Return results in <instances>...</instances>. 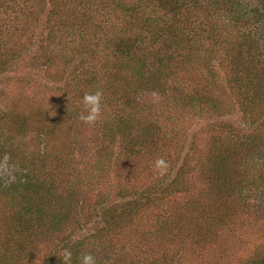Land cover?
<instances>
[{
    "label": "rangeland",
    "instance_id": "obj_1",
    "mask_svg": "<svg viewBox=\"0 0 264 264\" xmlns=\"http://www.w3.org/2000/svg\"><path fill=\"white\" fill-rule=\"evenodd\" d=\"M138 2L45 0L39 10L24 0L6 1L4 10L8 14L0 13V50L2 44L10 46L17 58L13 65L7 55L0 72V140L21 137V156L17 157L21 158L20 162L24 154L30 158H37L39 153L46 156L43 160L28 159L31 175H38L31 180L30 200L7 198L5 221L12 227L8 234V244L12 247H2L0 252L3 257L13 254L4 259L5 264H62L64 250L71 251V264H81L80 257L88 253L95 257V264H252L259 254L264 256L263 191L260 195L250 190L238 191L244 184L253 187L256 171L241 166L235 157L231 158L233 169L209 160L214 135L217 140L229 139L228 124L236 126L250 121L242 119L238 104L242 96L250 97L253 89L262 87L244 83L239 87L235 83L225 85L228 74L234 78L231 58L236 55L232 49L236 48L239 36L234 35L238 39L235 37L234 43L224 46L215 37L202 33L198 41L212 48L215 58L189 56L179 70L169 65L160 72H151L153 75H143L147 88L142 90L137 72L127 67L135 62L109 52L103 54L105 48H101L106 33L108 38L122 34L132 39L141 37L140 15L133 10ZM182 2L188 8L190 0ZM51 12H54L53 21ZM187 12L190 17L182 15L177 19L179 23L170 19L162 26L166 31H174L176 27L200 29L203 16L193 8L186 9ZM23 13L37 19L30 21L34 25L25 28L32 38L21 37L20 22L26 23ZM58 21L64 23L55 25ZM233 29L232 32L238 33L236 27ZM68 33L73 40L69 47L73 53L56 42L57 37L63 38ZM176 44V37L166 42L172 49ZM25 45L30 48L25 50L22 48ZM144 45L145 53L154 55L160 51V44L152 47L155 44L149 39ZM62 56L66 59L62 60ZM93 74L100 77L88 88L87 79ZM175 87L180 91H175ZM113 88L129 97L131 103H139L145 111L146 119L139 126L145 129L143 139L151 138L150 120L161 118L167 124L165 136L159 128L156 139L146 143L137 158L128 157L124 150L119 153L120 139L114 148L103 140L108 131L104 125L111 127L116 119L108 113L109 106L103 110L105 114L88 124L80 119L83 104L72 97L99 90L104 103ZM216 97L235 107L234 114L218 117L207 113L209 100ZM257 106L258 126L252 131L264 136V94ZM74 107L78 111L71 113ZM199 110L203 111L199 113ZM46 117L51 123L46 127L47 136L38 144L37 131L45 124ZM14 142L17 146L18 141ZM152 143L159 146L157 151L149 150ZM158 159L166 162V169L156 168ZM97 160L100 162L95 166ZM11 165L9 158L4 159L0 163V176L11 178L12 169L16 168L14 163ZM219 166L229 171L231 177L241 175L239 180H244L230 194H225L221 178L206 183L209 168L220 169ZM77 171L79 174H73ZM174 180L189 190L180 194L179 199L188 202L198 199L200 208L211 212L209 218L231 219L232 227L226 224L218 230L214 244L208 239L202 241L193 226L182 230L162 225L174 213L182 212L175 207L174 199L158 201L150 211H146L144 203L140 206L152 188L156 189V195H162ZM129 202L139 204V209L133 207L136 213L131 212ZM190 211V216L184 213L181 219L197 216L196 208ZM23 221L25 230H17L14 226ZM34 223L39 224V229H26ZM184 225L188 224L184 222ZM85 239L89 240L86 247L68 248L70 244H82Z\"/></svg>",
    "mask_w": 264,
    "mask_h": 264
},
{
    "label": "trees",
    "instance_id": "obj_2",
    "mask_svg": "<svg viewBox=\"0 0 264 264\" xmlns=\"http://www.w3.org/2000/svg\"><path fill=\"white\" fill-rule=\"evenodd\" d=\"M6 1L12 2V0H4L3 2H0V10L2 9V11H0L1 14H8V12H5L4 10V8H6ZM24 1H26V3L30 6H37L40 10V7L43 5L45 0ZM75 1L77 2V0ZM86 2L90 3L89 1ZM172 3H175L177 6L174 7ZM254 3L256 4L254 5ZM8 6H10V4ZM189 8L196 9V11H199L200 15L203 16L200 29L198 28L195 31L192 28L176 27L174 31H166V28L162 26V23L167 22L170 19L179 23L177 19H181L180 17H182V15L186 18L190 17L188 12L185 13L186 9L189 10ZM186 9L182 0H139L138 5H136L133 10L137 13L136 15H140L142 24L141 37L132 39L126 37L125 34H122L117 37L114 36V38H108L106 33V37L101 44V48H105V50H103L104 53H102L108 55L109 52L111 55L113 54L114 57H126V59L130 58L131 61L135 62L134 66L127 65V67L132 68V72H137L135 74H138L143 87L142 90H144L147 87L145 86L146 83L143 75H153L151 72H160L161 70L168 68L169 65L175 66V68L179 70L182 67L181 65L185 64V62L189 60V56H196V59H199L212 55V57L215 58L212 48L209 49L205 46V43L198 41V37L202 33L215 37V39L221 41L224 46H230V44L235 42V37L239 36L236 48L232 49L236 55L231 58L234 67V78H229L228 74L225 85L231 86L235 83L239 87L241 83H244L246 86L261 84L262 87L257 88L256 90L253 89V91L250 92V97L248 95L242 96V99H240V102L238 103L239 109L242 113V119L248 118L250 121L247 122V124L242 125V123H240L236 126L228 124L229 129L227 131L229 133V139L217 140L218 137L216 138L214 135L213 144L210 141L212 147L210 149L209 160L211 163L214 161L219 162V164L222 163L223 165L229 166L233 169L231 164L233 162L231 158L235 157L240 161L241 166L249 167L252 171H256L255 174L257 175V178L256 176L253 178L255 180L253 187L249 186V184H244L243 186H240L238 191L240 193H244V191L250 190L252 191V194L256 195H260L263 191L264 195V136L252 131L258 126V117L256 114H258L259 110L257 109V101L259 97L264 94V0H190V4ZM23 14H25L26 17V23L20 22L21 27L23 26V34L21 37L31 35L30 37L32 38L31 32L28 31V33H26L25 28H28L26 25H34V23H30V21L36 22L37 19L32 15L31 19L27 13ZM53 14L54 12H51V21H53L51 18ZM17 18L19 19L18 16ZM195 20L196 22L198 21L197 19ZM63 23L64 21H58L55 22V25L61 26ZM234 27L237 28L238 33L231 31ZM15 33V31H12V34ZM64 36L65 37L63 38L57 37V44L67 48L69 53H73V49H69L73 42L70 34H64ZM172 37L177 38V44L174 45L173 49L172 46H166V42ZM144 39H147V41L149 39L152 45L154 43L155 45L152 47L160 44V46H158L160 47V51H157L155 48V51L157 52L154 55L150 52H143L146 49L144 43L147 42ZM236 39L238 38L236 37ZM66 45H68V47ZM1 47H3V49L0 50L3 52V62L0 61V72L3 70V65L7 61L5 58L9 57L11 61L13 60V65H15L17 58V53L13 51V48L10 46L5 47L4 44H2ZM22 48H26L25 50H28L30 45H25ZM181 51L183 54H181ZM75 52H77V49H75ZM65 59L66 57L62 56V60ZM119 63L122 62L119 61ZM64 66H66L65 63ZM63 67L58 70L59 74ZM225 68H229V63L225 66ZM53 77L54 75L52 74L51 78ZM98 77H100L98 74H93L87 79L88 88L92 86ZM177 82H175V86H177ZM173 89L177 92L180 91V88L175 87ZM110 91L111 93H109L106 97L108 99L106 102L103 103L101 99L100 114H105L106 112H103V110L109 106L111 109L108 113L115 115L116 119L115 121L113 119L111 122V127L104 125V128L106 127L108 131L104 133L105 136L103 140L109 147L114 148V145L118 143V139H120L122 146L118 149L119 153L121 150H124L125 152L123 153L128 157L137 158L142 149L145 147V144L156 139L155 136L159 128L163 129V137L165 136V125L167 126V124L161 118L159 120H157V118L150 120V124H148L149 136L151 137L149 139L150 141L143 139L145 129H141L139 126L146 118L143 113L145 111L141 108V105H139V103H131L129 97L120 95L119 91L115 88ZM92 93H95V91ZM210 95L217 96L216 94ZM83 96L84 95H74L72 97L83 104ZM206 108L209 109V112L207 113H211L213 116L218 117L225 114H234L235 110V107L225 105L219 97L210 99ZM77 111L76 107L70 110L71 113H76ZM202 111L199 110V113ZM44 120L45 124L39 126L37 131L38 144L42 141L41 138L44 139V137L47 136L46 127H49L51 123V121L47 122L48 117L44 118ZM160 132L161 131L158 133ZM11 140V138H3L0 140V163L4 161V159L9 158L11 164L13 165L14 163L16 165V168L12 169L13 175L11 178H9V176H0V229L2 230L0 232V249H2V247L5 249H10V247H12L8 244V241H10V235L8 234L11 232L10 230L12 227L7 221H5L6 212L9 207L7 198L10 199V197L13 196L12 201H14L16 197L26 201L30 200L33 195L30 191L32 185L31 180L38 178V175H31V164H29L28 159L43 160L46 156L45 153H39L37 158H30L24 154L22 156L23 160L20 162L21 158L17 159V157L21 156V137L14 139L15 141H18L17 146H14L15 142L14 140ZM153 145L154 144L152 143L149 147L151 152L155 150L157 151L159 147ZM98 162L100 161L97 160L94 165L96 166ZM217 168L220 169L209 168L206 183H210L221 178L226 195L228 193L230 194V191L237 189L238 184L243 183L244 180H239L241 175L238 178H233L231 177V174L228 173L229 171L221 170V166ZM248 172L252 173L251 171ZM73 174H79V171ZM174 182L175 183L173 185L170 184V187L166 188L162 195H156V189L154 191V188H152L151 191L146 193V195L144 194L145 199L144 202L140 203V206L144 203L143 206L147 209L146 211H150V208L158 201L174 199L173 203L175 204V207L182 212L179 214L174 213L173 217H170L162 225L175 228L179 227L182 230H184V227L186 226H188V228L193 226L196 228V235L200 236L202 241L208 239L210 243L214 244V237L217 236L216 232L220 229H224L226 224L231 225V219L222 218L217 220L209 218V214L211 215V212L208 211L209 213H207L204 208H200L201 202L198 199L191 200L190 202L179 199L180 194H187L189 193V190L185 188V185L181 184V182H178L177 180H174ZM128 204L131 206L130 209L132 213L137 212L136 209H133V207H137V209L140 207L137 202L132 203L133 205H131L130 202ZM194 208H196L197 213L195 218H193L194 216H191V220H189L190 217L186 216L184 220L181 219L184 213L190 216V210H193ZM12 216L13 213H11L9 219H12ZM108 220L110 222L112 221L111 218H108ZM184 222L188 225H184ZM14 227L17 230H25V221L20 222ZM26 229H39V224H31ZM87 241L89 240L85 239L82 244H70L68 248L80 250L89 244ZM20 245L22 246L23 244H19L18 246ZM12 254L13 252H10V254L3 257V254L0 252V264H5L6 261L4 259L8 258ZM261 255L262 254H259V259L252 261V264H264V256Z\"/></svg>",
    "mask_w": 264,
    "mask_h": 264
},
{
    "label": "clouds",
    "instance_id": "obj_3",
    "mask_svg": "<svg viewBox=\"0 0 264 264\" xmlns=\"http://www.w3.org/2000/svg\"><path fill=\"white\" fill-rule=\"evenodd\" d=\"M102 92L97 90L92 94H85L82 98L83 110L80 113V119L85 123H94L101 111ZM158 169H166L167 164L163 159H158L155 162ZM162 174V172H161ZM72 253L69 250H64L62 264H71ZM81 264H95V257L91 254H84L80 257Z\"/></svg>",
    "mask_w": 264,
    "mask_h": 264
}]
</instances>
